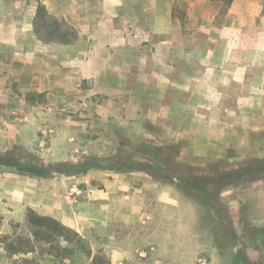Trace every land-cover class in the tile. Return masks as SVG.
Listing matches in <instances>:
<instances>
[{
    "label": "crops",
    "instance_id": "0c3cea01",
    "mask_svg": "<svg viewBox=\"0 0 264 264\" xmlns=\"http://www.w3.org/2000/svg\"><path fill=\"white\" fill-rule=\"evenodd\" d=\"M207 3L217 2L0 0V152L28 142L22 153L36 164L150 161L145 143L169 147L193 171L264 158V2L250 0L239 23V45L251 41L253 55L244 46L233 59L226 45L220 60L182 47L180 8L191 19ZM39 5L56 26L36 17ZM177 182L142 170L38 176L0 166V208L21 219L29 206L82 237L106 226L112 208L128 220L151 199L195 221L200 202ZM216 197L244 264H264V177L227 184Z\"/></svg>",
    "mask_w": 264,
    "mask_h": 264
},
{
    "label": "rangeland",
    "instance_id": "374dc122",
    "mask_svg": "<svg viewBox=\"0 0 264 264\" xmlns=\"http://www.w3.org/2000/svg\"><path fill=\"white\" fill-rule=\"evenodd\" d=\"M260 2L263 3L264 0ZM249 4L250 0H236L225 14L221 12L218 3L201 4L199 7L194 6V15L191 19L186 15L185 6H182L180 15L183 20L181 35L184 39L183 49L197 54L214 51L220 60L227 49L226 45L233 59H237L239 51L246 46L247 54L253 55L252 42L248 41L246 45L240 46L238 38L239 23L249 20L245 16L246 9H250ZM199 10L202 12L201 15L196 12ZM217 12L219 18L213 22L212 17ZM260 15L264 16V11ZM44 20L54 25L57 23L47 15ZM256 21H259V17ZM226 36L231 39L230 45L224 41ZM212 38L214 48H211ZM29 148L30 144L27 142L16 145L13 150L29 152ZM180 164L183 172L189 167L188 164ZM218 164L213 166L222 165ZM204 170L206 169L198 168L192 175L210 174L209 170L206 172ZM71 171L75 173L77 170L73 168ZM179 175L182 177L187 174L179 171ZM183 184L177 182L187 194L194 192L183 187ZM217 185H211L210 191H216ZM198 200L200 202L198 217L192 222L180 219V212L174 206L151 199L140 213L128 220L121 218L120 208L118 210L112 208V218L108 220L106 226L94 229V234L83 237L82 243H67L59 239L51 244L32 241L26 221V214L33 210L31 207L27 206L24 217L17 219L10 218L11 214L6 209L9 206L3 205L0 208V233L18 234L25 245L23 249L31 246L36 250L9 254L0 247V264H244L243 254L238 251L241 249L240 237L227 224V220L225 221L227 210L219 201L216 204L209 203L208 207L199 198Z\"/></svg>",
    "mask_w": 264,
    "mask_h": 264
},
{
    "label": "trees",
    "instance_id": "16d2710c",
    "mask_svg": "<svg viewBox=\"0 0 264 264\" xmlns=\"http://www.w3.org/2000/svg\"><path fill=\"white\" fill-rule=\"evenodd\" d=\"M209 1L217 2L220 5V9H222L221 12H224L233 2V0ZM46 15L44 7L39 5L36 17L47 24V20H44ZM166 149H169V147L152 146L143 143L140 150L143 154L148 156L150 161L122 158L118 155H114L106 158L90 157L79 164L64 163L60 164L62 166L60 168L44 163L36 164L21 151L10 150L0 152V166L11 168L19 173L35 174L38 176H47L53 171L72 173L73 171H71V169L73 168L77 170L75 171L76 173H81L90 167L116 170H142L160 179H171L176 177L179 182L184 183L182 185L183 187L194 191L191 195L196 198L198 197L202 203L208 205V207L209 203L216 204L218 202L216 193L223 186L241 179H257L264 177V158L255 159L237 168L212 166L209 172L210 174L205 176H194L192 175L193 169L191 167H188V169L183 172V169L180 168L181 164L174 162L171 154L164 152ZM179 171L187 175L180 177ZM214 184L218 185L215 189L216 191L212 192L209 187ZM26 221L33 242L51 244L53 241H58L59 239H63L67 243L84 242V238L76 230L62 224L51 216L39 215L33 210H29L26 214ZM29 240L30 239H28V242ZM0 247L9 254L26 253L36 250L31 246L30 248L27 247L23 249L22 247H25V245L21 242V237L15 233L10 235L0 233ZM88 251L90 252V249H88Z\"/></svg>",
    "mask_w": 264,
    "mask_h": 264
}]
</instances>
